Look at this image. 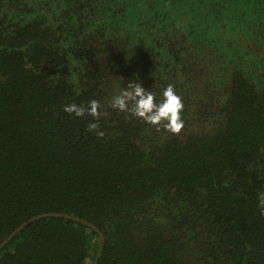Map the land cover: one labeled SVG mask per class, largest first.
I'll return each instance as SVG.
<instances>
[{
	"label": "trees",
	"instance_id": "1",
	"mask_svg": "<svg viewBox=\"0 0 264 264\" xmlns=\"http://www.w3.org/2000/svg\"><path fill=\"white\" fill-rule=\"evenodd\" d=\"M131 83L181 130L112 108ZM262 193L264 0H0V243L73 217L0 264H264Z\"/></svg>",
	"mask_w": 264,
	"mask_h": 264
},
{
	"label": "clouds",
	"instance_id": "2",
	"mask_svg": "<svg viewBox=\"0 0 264 264\" xmlns=\"http://www.w3.org/2000/svg\"><path fill=\"white\" fill-rule=\"evenodd\" d=\"M110 106L122 113H131L132 116L141 119L144 123L156 126H163L172 133H178L184 125L182 110L184 108L183 99L177 94L174 87L169 84L161 91L160 97H154L150 91H146L140 83H131L128 88L118 94L113 95ZM100 102L91 99L87 105L75 102L65 104L63 110L75 117L85 115L93 117V121L88 124V129L96 136H103L104 132L99 129L96 118L101 115ZM261 204H264V193L260 194Z\"/></svg>",
	"mask_w": 264,
	"mask_h": 264
},
{
	"label": "water",
	"instance_id": "3",
	"mask_svg": "<svg viewBox=\"0 0 264 264\" xmlns=\"http://www.w3.org/2000/svg\"><path fill=\"white\" fill-rule=\"evenodd\" d=\"M54 214L55 213H42V214H38V215L30 217L28 220L24 221L18 227H16L13 231H11L10 234L5 239H3V241L0 243V248H2L20 229H22L24 226H26L30 222H32V221H34L36 219H39V218H42V217H45V216H48V215H54ZM55 215L60 216V217H64V218H73L72 216L63 215V214H55ZM75 220L86 223L85 221H83L81 219H75ZM86 224L89 227L95 229V227L90 225L89 223H86ZM100 236H102L101 233H100Z\"/></svg>",
	"mask_w": 264,
	"mask_h": 264
}]
</instances>
